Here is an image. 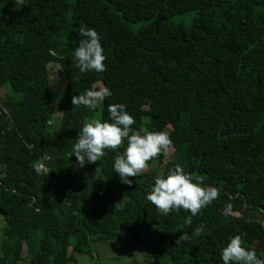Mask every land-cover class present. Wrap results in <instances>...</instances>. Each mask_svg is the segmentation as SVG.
Here are the masks:
<instances>
[{"label":"trees","instance_id":"16d2710c","mask_svg":"<svg viewBox=\"0 0 264 264\" xmlns=\"http://www.w3.org/2000/svg\"><path fill=\"white\" fill-rule=\"evenodd\" d=\"M21 1L0 0V87L8 82L18 96L0 102V264H66L93 243L124 239V232L150 249L147 264H222L219 249L234 235L247 248L248 231L264 259V0ZM189 12L191 25L171 21ZM81 27L102 36L105 68L67 70L65 77L85 89L110 88L94 110L74 107L72 96L52 99L48 64L73 62ZM193 99L196 133L178 138L176 129L191 122L183 107ZM117 102L138 131L172 126L171 147L184 157L165 162L159 154L129 177L131 185L112 170L123 141L79 167L71 149L82 123L107 119V105ZM45 156L50 171L37 175L31 165ZM177 164L218 191L189 225V212L165 216L147 200L154 177ZM197 226L204 229L199 236ZM181 234L187 239L176 243ZM22 246L27 256L18 258Z\"/></svg>","mask_w":264,"mask_h":264},{"label":"clouds","instance_id":"9594fccd","mask_svg":"<svg viewBox=\"0 0 264 264\" xmlns=\"http://www.w3.org/2000/svg\"><path fill=\"white\" fill-rule=\"evenodd\" d=\"M79 42L72 52L74 66L81 73H102L105 65L103 61L102 36L92 27L79 29ZM112 92L107 86L89 87L71 97L74 107L83 106L89 110L97 109ZM107 119H86L79 129L71 155L79 167L86 163L92 164L105 155L106 149L115 150L122 145V151L115 155L112 170L120 181L131 185L129 177H136L147 166V162L167 151L172 146L169 133L164 130L138 131L134 127V117L126 111L124 103H110L106 107ZM50 157H42L32 163L37 175H46L49 168L45 161ZM218 196L217 189L203 181L200 176H192L177 164L156 175L147 200L155 206L158 212L167 216L170 210L183 209L191 215L184 219V224L191 223V216L212 203ZM203 226H197L193 235L203 233ZM187 239L181 234L176 243ZM219 259L222 264H264L251 248L242 245L239 235L232 236L219 249Z\"/></svg>","mask_w":264,"mask_h":264},{"label":"rangeland","instance_id":"374dc122","mask_svg":"<svg viewBox=\"0 0 264 264\" xmlns=\"http://www.w3.org/2000/svg\"><path fill=\"white\" fill-rule=\"evenodd\" d=\"M75 1V0H73ZM19 2H22L19 0ZM195 17V12H189L184 15L175 16L171 21L176 24H184L189 26L192 24V21ZM147 24V21L137 22L131 24V29L133 31H137ZM48 69L50 72L51 78V91H52V99L56 103L65 102L68 96H73L75 94H79L85 90V87L82 83L69 81L65 77V71L67 70H77L74 66V62H51L48 64ZM7 68L1 71L2 75L7 74ZM102 86L101 84H96L95 87ZM17 95L13 93L12 87L10 83H5L2 87H0V102H7L8 100H17ZM183 110L190 112L191 114V122L187 125L180 126L176 129V134L178 138H187L195 135L197 130V122L199 110L196 103V100L193 99L187 102ZM59 114L54 115L53 126L51 129V134L55 136L57 134V124L59 123ZM211 125V119L208 118L203 123V132L202 135L205 137L209 136ZM174 130L172 126H168L166 130L168 133ZM12 149L9 144L6 145V156H11ZM165 153V162L177 161L181 157H184V152L182 150H177L176 148L170 147ZM172 165L171 167H173ZM2 165L0 164V168ZM170 167V168H171ZM164 168V167H162ZM168 169V168H167ZM166 169V170H167ZM161 172L164 170L161 169ZM1 177V175H0ZM75 183L79 184L80 179L77 177L75 179ZM4 226V221L0 216V231ZM124 239L115 240V241H102L93 243L90 248H84V253H75L76 261H70L66 264H147L145 261L147 253H150V249L144 245H140L135 242L132 236L124 232ZM2 238V234L0 235V241ZM246 238L248 240V247L253 249L254 247V238L252 234L248 231L246 233ZM20 246V245H19ZM264 250V247L262 248ZM257 254V252H256ZM27 256L26 246L18 247L17 257L23 258ZM258 256V254H257ZM94 259H92V258ZM259 257V256H258Z\"/></svg>","mask_w":264,"mask_h":264}]
</instances>
